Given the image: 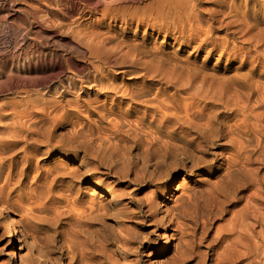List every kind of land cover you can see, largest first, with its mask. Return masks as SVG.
<instances>
[{
  "label": "bare ground",
  "instance_id": "obj_1",
  "mask_svg": "<svg viewBox=\"0 0 264 264\" xmlns=\"http://www.w3.org/2000/svg\"><path fill=\"white\" fill-rule=\"evenodd\" d=\"M23 13L0 264H264V0H0Z\"/></svg>",
  "mask_w": 264,
  "mask_h": 264
},
{
  "label": "rangeland",
  "instance_id": "obj_2",
  "mask_svg": "<svg viewBox=\"0 0 264 264\" xmlns=\"http://www.w3.org/2000/svg\"><path fill=\"white\" fill-rule=\"evenodd\" d=\"M24 15V16H23ZM23 15L21 14V18H18L16 20H14L13 22L9 23L10 25L8 24H3L1 25L0 23V32H4L6 36H8V39H20L21 36H17L20 31L23 29V27L25 28L26 26V21L24 20V17L26 16L25 13H23ZM5 25V27H4ZM7 27V28H6ZM6 29V30H5ZM7 31V32H6ZM22 32V31H21ZM18 33V34H17ZM17 37V38H16ZM9 98L8 97H4L2 99V101H5V100H8ZM1 240H0V246H1Z\"/></svg>",
  "mask_w": 264,
  "mask_h": 264
}]
</instances>
